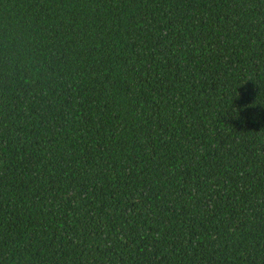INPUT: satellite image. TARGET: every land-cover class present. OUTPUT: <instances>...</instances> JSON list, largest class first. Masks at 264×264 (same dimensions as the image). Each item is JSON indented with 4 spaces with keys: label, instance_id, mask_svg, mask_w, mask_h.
Wrapping results in <instances>:
<instances>
[{
    "label": "trees",
    "instance_id": "obj_1",
    "mask_svg": "<svg viewBox=\"0 0 264 264\" xmlns=\"http://www.w3.org/2000/svg\"><path fill=\"white\" fill-rule=\"evenodd\" d=\"M0 264H264V0H0Z\"/></svg>",
    "mask_w": 264,
    "mask_h": 264
}]
</instances>
